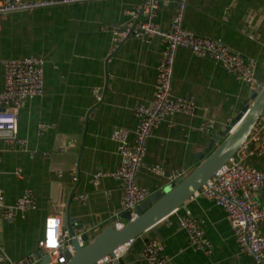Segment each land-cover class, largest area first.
Listing matches in <instances>:
<instances>
[{"label":"crops","instance_id":"crops-1","mask_svg":"<svg viewBox=\"0 0 264 264\" xmlns=\"http://www.w3.org/2000/svg\"><path fill=\"white\" fill-rule=\"evenodd\" d=\"M143 1L86 2L3 16L0 60L42 56L46 64L44 95L28 100L20 111L19 138L25 145L15 147L0 139V191L6 203L15 205L26 190H32L38 204L27 215L17 213L14 222L0 212V256L18 261L39 253L46 220L58 216L65 224L73 192L71 217L76 220V235L92 238L122 215L121 182L105 178L95 185L92 178L98 171L112 172L120 166L115 132L127 131L128 142H133L135 108L155 99L161 41L131 38L115 49L107 30L127 23L125 12ZM159 1L155 22L169 28L179 0ZM183 25L187 31L220 39L233 52L255 59L257 78L264 84V0H189ZM3 87L0 66V92ZM253 92L217 61L180 48L172 94L194 102L198 110L192 116H171L154 131L146 163L159 165L166 176L142 169L140 186L155 194L173 183L169 175L183 171L182 179L198 165V155L253 103ZM205 121L214 124L210 132L200 129ZM248 160L264 170V155H251ZM18 170L22 178L16 176ZM80 196L87 201H79ZM256 200L264 206V189ZM182 218L199 222L213 245L212 254L191 249L180 228ZM159 228V237L154 239L164 244L177 264H256L241 250L226 211L208 199H190ZM260 230L264 232V225ZM149 240L133 243L124 261L144 264L143 249Z\"/></svg>","mask_w":264,"mask_h":264},{"label":"built area","instance_id":"built-area-1","mask_svg":"<svg viewBox=\"0 0 264 264\" xmlns=\"http://www.w3.org/2000/svg\"><path fill=\"white\" fill-rule=\"evenodd\" d=\"M108 0H0V30L4 15L13 12L31 11L41 8L86 2H102ZM189 0H179L177 14L169 28H164L155 17L160 10L159 0H144L134 9L125 12L130 19L124 25H112L107 28L113 37L114 48L127 39L150 41L158 38L162 44V57L158 65V87L155 99L150 105H139L135 108L136 130L133 142H128L129 133L116 131L113 138L118 144L121 157L120 166L112 171H98L92 181L97 185L102 179L111 178L121 182L123 197L121 214L129 212L131 220L139 217L137 207L147 201L152 193L139 184V173L142 169L166 176L165 170L159 165L148 166L146 156L148 141L154 131L169 117L176 114L192 116L198 110L197 104L187 99L175 98L172 94V82L177 51L189 49L201 58H211L222 65L224 70L238 81L250 85L254 90L262 86L257 78V61L253 58L233 52L222 40L198 36L184 28V15ZM253 38V37H252ZM45 64L42 56L20 59L0 60L3 70L4 87L0 92V139L7 145L22 147L25 141L19 138L20 111L25 103L33 98L44 95ZM98 100L102 97L96 93ZM214 124L205 121L201 130L210 132ZM251 155H264V113L252 132L251 139L230 161L224 165L193 198H205L223 208L230 220L232 229L241 250L255 260L256 264H264V206L256 200L257 193L264 189V170L249 162ZM182 172L169 175L173 182L182 176ZM18 178L23 177L21 170L16 172ZM86 202V196L78 198ZM38 204L32 190H26L15 205L6 203L0 191V212L9 222L16 220L17 213L27 215L36 211ZM56 220L54 231L55 245H49L47 237L48 219ZM45 223L44 236L38 243L39 253L12 261L0 256V264H40L45 257H51L54 264H66V253H74L69 232L64 229L63 220L49 217ZM115 225L121 228L124 222L120 214L115 217ZM180 228L185 231L191 249L212 254L213 245L206 237L199 222L192 218L180 219ZM81 234L77 237L81 243ZM132 242L107 256L96 264H128L124 261ZM144 264H177L166 253V247L158 239H151L143 249Z\"/></svg>","mask_w":264,"mask_h":264},{"label":"water","instance_id":"water-1","mask_svg":"<svg viewBox=\"0 0 264 264\" xmlns=\"http://www.w3.org/2000/svg\"><path fill=\"white\" fill-rule=\"evenodd\" d=\"M252 100L253 103L244 108L225 133L213 140L209 147L198 155V165L195 168L188 170L182 179L152 194L137 207L139 217L136 220L132 221L130 213L124 212L120 216V220L124 222L123 227L117 228L115 220H112L110 225L94 237L82 236L84 245H81L75 232L76 220L71 217V206L75 197L73 192L68 197L64 225L69 232L74 253H66V264H96L130 242L159 237L160 224L184 207L251 139L253 129L264 113V84L254 90ZM38 256L42 257L43 253L40 251ZM40 264L54 263L51 257H45Z\"/></svg>","mask_w":264,"mask_h":264},{"label":"clouds","instance_id":"clouds-1","mask_svg":"<svg viewBox=\"0 0 264 264\" xmlns=\"http://www.w3.org/2000/svg\"><path fill=\"white\" fill-rule=\"evenodd\" d=\"M57 221L54 219H48L47 221V227H48V231H47V237H48V243L49 245H55L56 241L54 239V229L57 226Z\"/></svg>","mask_w":264,"mask_h":264}]
</instances>
